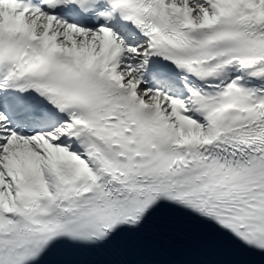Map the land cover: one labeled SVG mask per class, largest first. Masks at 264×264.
<instances>
[{
  "label": "snow or ice",
  "instance_id": "snow-or-ice-1",
  "mask_svg": "<svg viewBox=\"0 0 264 264\" xmlns=\"http://www.w3.org/2000/svg\"><path fill=\"white\" fill-rule=\"evenodd\" d=\"M0 264H264V0H0Z\"/></svg>",
  "mask_w": 264,
  "mask_h": 264
}]
</instances>
